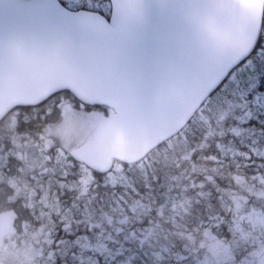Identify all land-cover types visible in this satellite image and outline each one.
<instances>
[{
	"label": "water",
	"instance_id": "water-1",
	"mask_svg": "<svg viewBox=\"0 0 264 264\" xmlns=\"http://www.w3.org/2000/svg\"><path fill=\"white\" fill-rule=\"evenodd\" d=\"M111 2L107 19L58 0H0V121L64 90L108 103L116 132L79 156L103 172L178 133L252 53L264 13V0Z\"/></svg>",
	"mask_w": 264,
	"mask_h": 264
},
{
	"label": "flooded vegetation",
	"instance_id": "flooded-vegetation-1",
	"mask_svg": "<svg viewBox=\"0 0 264 264\" xmlns=\"http://www.w3.org/2000/svg\"><path fill=\"white\" fill-rule=\"evenodd\" d=\"M59 1L69 9L94 11L106 17L112 11L110 0ZM249 59L253 61V67L260 70V81L258 85H249L251 90L257 92V101L249 100L246 105L240 107L239 111L245 119H249L251 113L255 114L261 104L264 105V15L257 44L252 54L244 61ZM237 67L178 134L146 156L149 159L153 156L165 155L172 142L185 137L188 152L176 161L177 169L170 184L161 187L158 184L160 192H175L183 195L178 203L181 206L184 205L185 208L194 206L197 194H203L202 199H205L207 206L210 207L211 213L208 217L196 218L199 221L197 225L193 218L169 217L161 222L163 236L168 241L180 240L179 242H183L181 247H184L190 243L193 236V242L196 239L202 242L197 253L191 250L184 253L181 248L174 251L173 253L178 255L175 257L182 258L177 264H197L200 263L197 259L203 257L210 260L212 264H235L229 260V256H232L229 254V227L239 226L242 230L254 231L255 227L254 229L249 227L257 224L259 215L261 218L258 223L262 222L260 225L264 226V122L245 120L235 124L225 121L230 116L228 105L226 106L227 100L234 93L239 92L240 85L244 82V78L234 75ZM221 90L222 92H219ZM68 95H62L53 101L58 109L54 113L57 115L56 120L50 121L49 116L52 110L49 106L43 108L42 111L46 122L43 126V133L39 136L44 144L40 151L52 149L56 153L55 157L46 154L45 161L47 157L48 162L44 161L36 165L37 157L29 153V148L23 150L25 142L36 135L34 131L24 134L23 138L20 137L10 151L6 149L4 151L3 147H0V261L7 264H66V256L73 254L81 257L82 253H87L83 250L88 248L72 251L68 248L72 246L70 243L55 241L54 235L49 233L38 234L44 239V244H40L37 234L31 232L29 227L34 222L33 213L38 209V205H46L57 200V190L54 187L55 184L60 185V181L56 176L64 177V167L77 165V162L83 163L73 156L76 152L73 149L77 145H73L75 140L69 139V134L66 141L57 144V126L66 117L64 110L68 108L69 114L82 112L99 115V123H102V116L113 117V112L111 111V114L106 106L86 105L76 100L70 93ZM214 102H221V105H215ZM38 106H24L23 108L36 109ZM21 115L22 113L14 109L8 115L9 119L4 125L8 124L10 128L19 127ZM36 116L37 114L33 117ZM202 117L206 119L205 128L199 122ZM220 120H224V123ZM231 126L233 128H230ZM196 129L204 132L202 133L203 138L196 140L199 142L195 145L192 137L195 136ZM202 142H204L203 145H201ZM82 145L78 144L80 148ZM202 149H205L204 154L199 153ZM44 174H47L49 178L43 179ZM187 190L191 192L185 193ZM190 223H192V228H190ZM174 233L177 237L171 239V236H175L172 235ZM239 236L243 240L245 234L240 233ZM213 240L221 243V247L226 248L225 252L221 251L212 256L209 253L208 243ZM57 246L61 249H57ZM164 246L167 247L166 244ZM93 247L96 248L97 243L93 244ZM251 248L248 247L246 251L241 249L240 253L248 255ZM96 252V249L91 251L94 255L91 259L95 262H97ZM254 260L256 261V258ZM88 261V259H80V263ZM236 264H241V262H236Z\"/></svg>",
	"mask_w": 264,
	"mask_h": 264
},
{
	"label": "trees",
	"instance_id": "trees-1",
	"mask_svg": "<svg viewBox=\"0 0 264 264\" xmlns=\"http://www.w3.org/2000/svg\"><path fill=\"white\" fill-rule=\"evenodd\" d=\"M250 59L239 65L234 72V75L244 78V82L240 85L239 92L228 98L226 106L228 105L230 116L225 120L226 122L235 124L245 120L264 122L263 104L255 114L249 115V119H245L239 111L240 107L246 105L249 100L256 102V97L258 98L257 92L251 90L249 85H258L260 70L253 67V61ZM68 93L67 91L62 94L57 93L36 109L16 108L22 113L19 127L10 128L8 124L4 125L9 119V113L0 122V136H2L0 147H3L4 151L5 149L10 151L20 137L23 138L24 134L34 131L36 135L25 142L23 150L29 148V153L37 157L36 165L44 163L47 155L55 157L56 153L52 149L40 151L44 144L39 136L43 133V126L46 122L42 111L43 108L49 106V109L52 110V114L49 116L50 121L56 120L57 115L54 113L58 109L54 106L53 101L62 95L69 96ZM214 104L221 105V102H214ZM35 114L37 116L33 117ZM41 115L43 118L40 119ZM220 121L224 123V120ZM199 122L205 128L206 119L202 117ZM194 132L195 136L192 137V140L196 145L199 142L196 140L200 137L203 138L204 131L196 129ZM175 149L176 145L170 148L165 155H159L153 159L145 158L132 165L122 163L118 165V169L115 167L116 169L114 168L106 174L92 171L80 162H77V165L68 166V168L64 167V177L56 176L60 181V185L55 184L54 187L57 190V200L46 205H38V209L33 213L34 222L29 225L31 232L37 234L40 244H44V239L38 234L49 233L54 235L55 241L70 243L72 246L68 248L72 251L88 248L83 250L87 253H82L81 257L73 254L66 256V264H177L173 257L178 255L173 252L178 251V248H181L184 253H188L189 250L197 253L196 251L202 244L197 239L195 242L190 241L186 246L181 247L183 242H179L180 240L168 241L163 236L161 222H164L165 218H182L184 216L193 218L197 225L199 221L196 218L208 217L205 212L207 210L202 206L204 203L203 194H197L194 206L185 208L184 205L181 206L178 203L183 195H178L175 192H160L159 185L160 187L169 185L175 175L176 161L181 157L178 156L181 153ZM199 153L204 154L205 149ZM45 162H48L47 157ZM144 172L152 178L147 184H144ZM42 178L49 177L44 174ZM189 191L187 190L185 193ZM183 208L186 210H182ZM189 225L190 228L193 227L192 223ZM158 226L161 227V236L151 233V229ZM172 235L175 236H171V239L177 237L175 233ZM239 235L233 231L232 226L229 227V253L232 254V263L235 264L236 262L240 263L244 256L240 253L241 249L244 248L246 251L249 247L241 241ZM96 243L97 247L94 248L93 244ZM56 248L61 249L58 246ZM94 249L97 250V262L91 259L94 257L91 253ZM235 256L236 258H234ZM80 259L89 261L80 263Z\"/></svg>",
	"mask_w": 264,
	"mask_h": 264
},
{
	"label": "rangeland",
	"instance_id": "rangeland-1",
	"mask_svg": "<svg viewBox=\"0 0 264 264\" xmlns=\"http://www.w3.org/2000/svg\"><path fill=\"white\" fill-rule=\"evenodd\" d=\"M228 103V100H227ZM106 106V105H103ZM107 107V106H106ZM64 113L66 114V117L62 120V122L59 124L56 136H57V144H62L64 141L67 140V136L69 134V139L75 140L74 146L77 145L76 148L73 150H76V155H73L74 157L80 159L79 156L81 155H92L88 152V150H95L98 147V143L103 144L107 143L109 144L114 132H116V122L114 121V118L111 116L101 117L102 123H99L100 118L99 115H91L89 114H83L82 112H78L76 114H69L70 110L67 108L64 110ZM205 138V136H204ZM78 139V140H77ZM81 140V141H80ZM78 144L82 147L80 148ZM204 142L201 143L203 145ZM176 145V149L179 153L178 156H182L184 153L188 152V146L186 144L185 137H181L180 139L172 142L171 147L173 148ZM155 156L152 157V159ZM151 159V160H152ZM150 164V163H149ZM89 166V165H88ZM87 167V166H86ZM88 168V167H87ZM117 169L119 166L116 167ZM115 168V169H116ZM146 167L144 166V170ZM90 172V171H88ZM151 177L148 175V173L144 172V184H147L149 181H151ZM205 208V211L207 215L209 216L211 211L210 207L207 206L206 200L204 199V203L202 204ZM182 208V207H181ZM182 210H186L183 208ZM183 219H188L187 217L182 216ZM203 218V217H200ZM261 216L259 215V220L256 222L252 227H249L250 229L256 228L254 231H245L242 230L239 226H234L233 231H235L238 234H245L243 240H241L244 244H247L249 247H252L248 255H244L242 258L241 263L243 264H254V259L256 256H259L262 251L264 250V226L263 224L260 225L262 222L258 223L260 221ZM199 224V223H198ZM198 228V226H196ZM161 227H155L151 229V233H156L158 235H162L161 233ZM242 231V232H241ZM194 240L193 236L191 237V241ZM209 244V253L213 255L219 254L221 251L226 250L223 246L221 247V243L217 242L216 240H213ZM234 250V247H232ZM244 250V248H242ZM230 254V253H229ZM177 262H180L182 258L179 257H173ZM200 261V263L197 264H212L210 260H206L204 257L197 259ZM230 262L232 261V256H229Z\"/></svg>",
	"mask_w": 264,
	"mask_h": 264
}]
</instances>
